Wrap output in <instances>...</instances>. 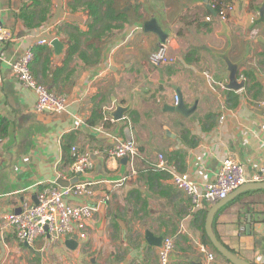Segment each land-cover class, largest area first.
I'll list each match as a JSON object with an SVG mask.
<instances>
[{"label": "crops", "instance_id": "crops-1", "mask_svg": "<svg viewBox=\"0 0 264 264\" xmlns=\"http://www.w3.org/2000/svg\"><path fill=\"white\" fill-rule=\"evenodd\" d=\"M213 1L115 0L128 15L126 26L89 43L100 50L97 62L75 56L66 65L68 26L87 32L91 23L83 0H0L2 23L14 34L1 48L0 214L34 204L44 189L61 187L60 179L89 184L91 198L68 200L94 209L77 244L75 233L28 245L1 231L0 222V264H158L167 238L174 244L171 264H209L202 246L215 254L211 264H231L205 241L212 206H193L172 182L174 174H188L203 192L225 159L250 175L264 165V21L257 11L264 0H224L234 7L227 21L211 9ZM150 21L167 36L169 65L150 61L163 44L145 30ZM53 39L63 45L60 53ZM40 40L46 44L36 46ZM31 47L34 77L68 97L66 111L37 112V94L14 75L12 64ZM224 57L238 66L243 89L209 80L228 83ZM177 91L187 108L197 105L194 113L169 110ZM117 106L126 109L121 120L111 115ZM113 138L132 141L139 155L127 163L111 159ZM72 147L90 155V171L72 173ZM213 229L234 255L264 264V190L238 194L217 213Z\"/></svg>", "mask_w": 264, "mask_h": 264}, {"label": "built area", "instance_id": "built-area-1", "mask_svg": "<svg viewBox=\"0 0 264 264\" xmlns=\"http://www.w3.org/2000/svg\"><path fill=\"white\" fill-rule=\"evenodd\" d=\"M211 9L217 11L218 17L222 21L229 19L230 13L234 10L233 5L224 4V0H214ZM208 17L207 20H210ZM14 34L12 30L2 23V10L0 9V63L2 61L1 48L3 45L12 42ZM44 40L38 41L36 46H44ZM35 59V47L29 48L21 58L12 64L14 75L21 84L37 94L36 111L59 113L66 111L68 97L50 91L46 86L39 83L34 77L31 67ZM154 66H164L172 63L168 55L167 43L160 45L159 49L150 57ZM209 80L221 89H225V84L216 82L212 77ZM1 80V76H0ZM178 97L176 96V104ZM113 146L106 152L113 160L130 159L131 161L139 155V149L132 141L113 138ZM75 161L71 164V171L75 175H82L93 168V161L89 154L81 155L76 147H72ZM159 168L164 169V157L159 156ZM173 184L183 191L190 199L193 206L200 203H207L213 206L226 199L233 192L246 183H264V165L250 175V180H246L245 167L234 159H225L213 182L204 186L203 192L197 189L195 182L188 174H174ZM91 198L92 191L89 184L75 183L68 187L53 186L44 189L37 195L34 204H24L20 212H7L0 214L2 224L1 231H13L22 243L34 244L39 238L50 237L58 239L60 237L72 236L76 233L78 239L87 237L88 221L92 218L94 209L88 204L72 205L68 199ZM174 251L172 239H165L160 251L158 264H171V255ZM201 251L207 255L209 264L216 260L213 253L207 251L202 246Z\"/></svg>", "mask_w": 264, "mask_h": 264}, {"label": "water", "instance_id": "water-1", "mask_svg": "<svg viewBox=\"0 0 264 264\" xmlns=\"http://www.w3.org/2000/svg\"><path fill=\"white\" fill-rule=\"evenodd\" d=\"M257 11L259 12L260 21H264V4L262 6H260L259 8H257ZM145 30L148 32L157 33L159 35V37L161 38L162 42L163 43L166 42L167 36L161 31V29L157 25L156 21L147 22L145 24ZM51 45L59 53L63 50V45L57 39H53L51 42ZM225 61H227L228 71L230 73L229 81H228V83L225 84V88L229 89V90H234V91H239V90L243 89L244 88V82H238V80H237L238 66L233 64L232 62H230L226 58H225ZM177 97H178L177 104L174 107H169L170 111L177 112L183 116H189L192 113H194V111L196 110V106H197L196 104L192 108H187L185 106V103H184V100H183V97H182V94L180 91H177ZM125 110H126L125 108H123L121 106H117L116 110L113 113H111V115L115 120H121V119H123V115L125 113ZM122 161L127 163L128 159L124 158V159H122ZM245 171H246V180L249 181L250 180V173H249L248 169H246V168H245ZM58 185H60L61 187L70 186V184L67 183L66 181H64L63 179H60L58 181ZM255 190H264V183H249V182L246 183L245 185L240 187L238 190L233 192L231 195H229L226 199L219 201L218 203L214 204L207 214L206 227H205L206 235H207L209 241L211 242L213 248L216 250V252L220 256H222L224 259H226L228 262H230L231 264H251V263H248V262L240 259L236 255H234L230 250H228L219 241V239L216 237L214 229H213L214 219H215L217 213L220 211V209H222L229 201L234 199L238 194H240L241 192H245V191H255ZM19 212H20V209H19V211H17V213H19ZM77 241H78V237H75V239L71 240V243L76 242V244H77ZM154 243L158 245L159 241L156 239V241Z\"/></svg>", "mask_w": 264, "mask_h": 264}, {"label": "trees", "instance_id": "trees-1", "mask_svg": "<svg viewBox=\"0 0 264 264\" xmlns=\"http://www.w3.org/2000/svg\"><path fill=\"white\" fill-rule=\"evenodd\" d=\"M83 5L87 10L86 12L89 14L91 23L87 32H83L77 27L72 28L68 26V28H71V32L68 34V49L65 60L66 65L75 56L84 59L87 64L97 62L100 50L99 48H94L95 45L89 43L102 42L104 38L108 37L115 31L123 29L128 22L127 13L117 9L115 0H83ZM84 46L97 55L95 61L89 60V50L84 49ZM100 119H102V117ZM69 161L73 163L75 157L71 158ZM205 241L208 245L212 246L207 235H205Z\"/></svg>", "mask_w": 264, "mask_h": 264}]
</instances>
